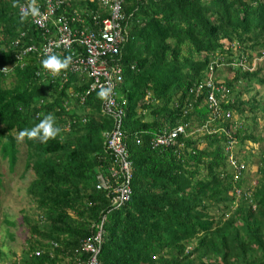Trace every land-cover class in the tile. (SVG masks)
<instances>
[{"label":"trees","instance_id":"obj_1","mask_svg":"<svg viewBox=\"0 0 264 264\" xmlns=\"http://www.w3.org/2000/svg\"><path fill=\"white\" fill-rule=\"evenodd\" d=\"M29 2L0 0V66L6 67L0 73V159L12 171L16 136L47 114L62 131L46 144L22 142V174H30L25 193L36 215L21 216L28 237L12 262L84 264L86 255L75 251L101 220L99 264L264 262V0L118 1L130 37L114 87L124 113L127 172L108 153L114 125L101 113L97 93L82 103L74 97L89 80L75 73H67L65 82L49 76L41 67L44 58L34 56L45 44L44 29L54 33L58 17L75 32L92 28L93 15L103 18L106 10L99 0H63L37 29L30 16L20 22L18 7ZM28 47L33 49L26 52ZM70 52L57 55L64 59ZM217 55L220 64L257 62L226 81L227 100L217 98L227 120L221 111L215 119L210 115L205 87L195 99L188 93ZM178 125L184 133L175 145L150 147L155 132ZM96 169L109 187L126 186L120 205L113 207L110 194L95 189Z\"/></svg>","mask_w":264,"mask_h":264},{"label":"built area","instance_id":"obj_2","mask_svg":"<svg viewBox=\"0 0 264 264\" xmlns=\"http://www.w3.org/2000/svg\"><path fill=\"white\" fill-rule=\"evenodd\" d=\"M62 2L63 0H41V2L35 3L40 14L36 17L29 15L32 18V24L37 29H42L46 19L55 14V12L63 5ZM99 2L103 8H107L109 17L102 19L99 23L96 21L97 17H94V24L97 26L95 29L87 30L82 27L83 29L80 28L73 32L67 26L66 21L61 17H58L55 22H53V25L55 26L54 33L50 34L47 29H44V32L46 33L45 44L40 48L35 49L34 55L36 57H45L49 54L71 51L70 55H68V57H71V63L66 71L70 73L85 74L87 80H89L86 91L83 94L78 95L80 103L83 102L84 97L90 92L95 91L98 96L101 87L111 88L112 91L107 101L99 98L101 113L110 117L114 125L113 130L108 134L106 142L107 150L109 151L108 153L111 158H113V163L119 164L120 170L127 172L128 162L126 161V152L123 145L121 127L123 111L122 105L116 103L114 91V87H116L121 81V68L116 57L119 56L120 48L125 42L126 36L123 28L124 18L119 12L118 0H99ZM21 6L26 7L27 4H22L18 7L19 15L21 12ZM74 43H77L78 45L77 50H70ZM32 49L33 47H28L25 51H31ZM73 53L74 55H72ZM252 62L254 64L255 60ZM210 70L211 66L208 68V71ZM0 71L4 72L5 68L1 67ZM58 76L65 80L66 72L64 71ZM202 87H205L207 90L205 95L206 107L209 110L210 115L215 119L219 116L221 111L217 96L222 98L223 95L227 93V90L221 85L211 83L208 76L205 81L197 83L190 89L194 99L199 96ZM221 113L224 115V112L221 111ZM229 117V112H226L224 118L227 119ZM180 133H183V128L179 125L171 131H160L150 141V146L151 148H154L155 145H175V140ZM228 147H230V143H228ZM96 181L95 189L106 190L107 195L110 194L111 205L113 207L120 205L121 202L127 199L128 190L126 186L121 185L118 187H109L110 183L107 180V177L103 176V174L101 175L100 170L97 169ZM101 238L102 220L95 226L94 231L89 237L80 241L79 247L75 251H81V253L86 255L84 264H99L98 255L102 243ZM35 255H37L36 252ZM258 264H264V262Z\"/></svg>","mask_w":264,"mask_h":264},{"label":"clouds","instance_id":"obj_3","mask_svg":"<svg viewBox=\"0 0 264 264\" xmlns=\"http://www.w3.org/2000/svg\"><path fill=\"white\" fill-rule=\"evenodd\" d=\"M88 1H92V0H88ZM118 1H121V0H118ZM100 4V2H99ZM16 6V5H14ZM102 7V6H101ZM118 7H119V12H120V4H118ZM103 8V7H102ZM106 10V13H105V16L103 18H99V15H93V18L94 17H97L96 21L99 23L102 19L104 18H108L109 17V14H108V10L107 8H104ZM85 11V9H84ZM86 12H89V11H86ZM90 13V12H89ZM40 13H39V10L38 8L35 6V0H30V2L27 4L26 7L24 6H21V12H20V22L21 23H24L29 15H31L32 17H36L38 16ZM121 14V13H120ZM122 15V14H121ZM123 16V15H122ZM124 20H123V28H124V31H125V42L123 43L122 47L120 48V52H119V56L116 57V59L118 60V63L120 61V54H121V49L125 46V44L128 42L129 40V34H128V17H124ZM92 22H93V25H92V28H87V30H92V29H95L97 26L94 24V19H92ZM59 54V53H57ZM57 54H49L45 57H36L35 55V58H44L42 61H41V67L43 69V71L46 73V74H49L53 77L55 76H58L62 71L64 70H67L70 63H71V57H66L64 59H61L59 55ZM223 57H219V55L215 56V58L213 60L210 61V63L206 66V70H205V73L203 74L202 78L200 80H198L197 83L199 82H203L205 81L208 76H209V80L213 83H215V85H221L223 86L226 90H227V93H225L223 95L222 98H220L219 96H217V98H219L220 100L222 99H225L227 100V98L230 96V88L226 85V81L228 82L231 78V75L236 72V71H239V72H250L252 71L254 68L253 66L250 64V63H253L252 61L249 63V62H241L240 64L236 65L235 63H232L229 65H226V64H220L219 62L221 61ZM254 63H257V62H254ZM22 64V66H21ZM21 64L18 63V68L21 69L24 67L25 65V62H21ZM120 66V65H119ZM209 66H211V70L208 71V68ZM3 67L5 68V71H6V67L5 66H0V68ZM234 67V69H233ZM217 69H220L221 70V73L219 74V76L216 78L215 77V72ZM223 69H226L227 72H225V74L222 73V70ZM5 71L2 72L0 71L1 74L4 73L5 75ZM66 72V77H67V73H70V72ZM39 72H37L38 74ZM122 73V71H121ZM36 74V75H37ZM76 75H80V74H77L75 73ZM3 75V76H4ZM82 77H86V75L84 74H81ZM122 78V76H121ZM66 80V79H65ZM64 80V82H65ZM197 83H195L194 85H191L188 89V93H190V89L195 86ZM111 88H105V87H101L100 91L98 92V98H100L101 100H105L107 101L109 99V96L111 94ZM193 96V94H192ZM74 97H78V94L76 93L74 95ZM79 100V99H78ZM80 103V102H79ZM82 103V102H81ZM205 103V101H204ZM206 105V103H205ZM191 107L190 104H187L186 105V109H189ZM220 117H222L223 119L227 120L226 118H224V115L221 114ZM183 128V133H184V126L183 125H179ZM177 126L171 128V129H160L159 131L155 132L154 135H157L158 132L160 131H171L173 130L174 128H176ZM206 125L204 124L202 127H201V130L205 129ZM61 131L62 129L58 126H56V120H55V116L53 114H47L43 117L42 120H40L39 123L35 124L33 127L31 128H25L23 130H21L19 133H18V136H17V139L18 141L20 142H23L25 139L27 140H30V141H36V142H39L41 144H46L49 140L51 139H56L57 136H59L61 134ZM182 133V134H183ZM181 135V133L179 134ZM178 135V136H179ZM177 136V137H178ZM155 137V136H154ZM153 139V137L151 136L150 138V141ZM177 141V138L176 140ZM149 145H150V142H149ZM151 147V146H150ZM101 174V172H100ZM102 175V174H101ZM104 176V175H103ZM95 179H96V176H94ZM97 183V182H96ZM37 253V252H36ZM38 254V253H37ZM34 256H37L35 255V252L33 253ZM3 261V260H1ZM0 261V264H6V263H12L14 264L12 261L11 262H1ZM262 263V262H261Z\"/></svg>","mask_w":264,"mask_h":264},{"label":"rangeland","instance_id":"obj_4","mask_svg":"<svg viewBox=\"0 0 264 264\" xmlns=\"http://www.w3.org/2000/svg\"><path fill=\"white\" fill-rule=\"evenodd\" d=\"M225 72L227 70L223 69L222 73L225 74ZM220 73L221 70L217 69L215 77L217 78ZM5 85L9 86V80L6 81ZM238 89L240 93H243L245 88L239 85ZM250 95H252V92H250ZM261 115L263 117L259 119V126L262 128L264 125V114L261 113ZM262 129L264 130V126ZM17 148V160L12 171L8 170L7 162L0 159V181L2 186L0 190V249L4 254L0 259V261L3 260L1 262L18 260L25 246V240L28 237L26 227L21 224V216L28 214L35 217L36 215L32 213L34 212L32 210L34 209L33 205L25 193L30 174H22L25 148L18 139ZM251 171H253L252 167H249V172ZM249 174L251 175V173ZM94 176H96V170ZM4 221L11 222L14 226H7ZM6 233L10 234V239L6 236Z\"/></svg>","mask_w":264,"mask_h":264},{"label":"bare ground","instance_id":"obj_5","mask_svg":"<svg viewBox=\"0 0 264 264\" xmlns=\"http://www.w3.org/2000/svg\"><path fill=\"white\" fill-rule=\"evenodd\" d=\"M123 118H124V113H123ZM123 118H122V122H123Z\"/></svg>","mask_w":264,"mask_h":264}]
</instances>
